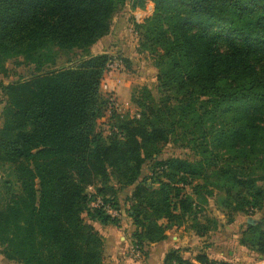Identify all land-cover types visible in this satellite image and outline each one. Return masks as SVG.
Returning <instances> with one entry per match:
<instances>
[{
  "label": "trees",
  "instance_id": "16d2710c",
  "mask_svg": "<svg viewBox=\"0 0 264 264\" xmlns=\"http://www.w3.org/2000/svg\"><path fill=\"white\" fill-rule=\"evenodd\" d=\"M126 1L0 0V74L14 59L31 67L22 81L0 82V164L10 166L17 185L15 192L4 180L0 189V247L8 260L105 264L103 237L83 216L118 225L90 206L101 198L117 208L111 179L132 189L125 203L132 247L142 255L188 220L204 237L209 228L197 209L206 196L229 216L264 202V0H149L152 14L135 27L155 58L161 97L155 102L143 89L139 117H116L103 138L97 120L103 103L108 108L100 84L109 58L87 51ZM73 50L80 59L56 68L59 52ZM191 121L200 159L156 162L140 180L144 164ZM240 244L264 257V222L247 224ZM194 260L228 264L204 253ZM163 264L193 263L172 249Z\"/></svg>",
  "mask_w": 264,
  "mask_h": 264
},
{
  "label": "rangeland",
  "instance_id": "374dc122",
  "mask_svg": "<svg viewBox=\"0 0 264 264\" xmlns=\"http://www.w3.org/2000/svg\"><path fill=\"white\" fill-rule=\"evenodd\" d=\"M148 1L145 2L142 9L139 7L131 9L135 0H127L123 7L114 14L108 33L87 51V54L90 55H106L109 58L103 77L114 87L116 100L124 106L119 115L110 111L107 105L103 103V111L97 120V132L103 138L110 136V132L114 130L117 122L116 117H139L140 109L138 104L143 100V89L148 90L155 102H158L161 97L157 88L158 68L156 67L155 58L147 49L142 47V38L135 27L137 24H142L152 14L147 11ZM81 56L82 53L78 50H73L69 53L59 52L56 68L68 65L67 61H72L71 63L73 64ZM21 62L22 59L10 60L6 64L7 75L3 76L0 74V82L7 84L28 78L31 67H26ZM108 95L105 90H101L102 101H105ZM2 107L3 105L0 104V127L2 125ZM192 129H194L193 121L189 122L185 128H178L171 133L168 143L162 148L158 156L154 158L155 160L144 164L139 179H149L153 173L152 167L156 162L171 158H179L191 162L200 159V156L197 155V148L194 142L191 141L192 137L189 134ZM4 180L10 181L12 190L17 191V185L10 166L0 164V189ZM111 185L116 189L115 202L118 203L116 205L117 208H114L117 214L110 216L115 219L118 218L120 221L123 220L124 224L129 225L132 221L128 216L129 206L125 202L130 196L132 189L130 187H119L114 179H111ZM152 186L157 188L159 185L154 183ZM5 190V188L1 190L3 196H6ZM92 190L90 189L89 191L92 192ZM187 191L190 192L189 189ZM220 203L219 199L216 200L214 196H206L204 202L198 201L197 211L200 212L198 221L205 222L209 231L204 237H199L203 239L194 245L193 251H196V255L204 253L212 260L223 261L228 264H264V257L240 244L242 233L248 224V218L255 220L256 224L261 221L264 222V202L254 211L238 213L232 216L228 215L229 211L227 210L226 212ZM83 217L88 224L93 223L86 215ZM205 219H208V221H205ZM191 224L192 221L188 220L182 226V230L190 238H193V236L198 238L190 228ZM96 227L99 228L97 225ZM184 249L185 251H190L192 249L190 243ZM136 253L139 254L140 259L145 256L140 254L139 251H136ZM0 264L20 263L6 259L0 247Z\"/></svg>",
  "mask_w": 264,
  "mask_h": 264
},
{
  "label": "crops",
  "instance_id": "0c3cea01",
  "mask_svg": "<svg viewBox=\"0 0 264 264\" xmlns=\"http://www.w3.org/2000/svg\"><path fill=\"white\" fill-rule=\"evenodd\" d=\"M149 3V5H148ZM147 11L152 13L153 4L148 1ZM118 219V218H117ZM119 220V219H118ZM95 223V224H93ZM90 225L103 237L105 246V264H163L166 253L172 249H179L183 259L196 263L193 251L194 245L198 244L203 238H190L181 228H172L166 231V238L158 243H151L144 247L146 255L140 259L138 253H132L131 235L135 231V227L130 223L124 224L123 220H119L118 225H101L97 221H93ZM96 225L99 227L97 228ZM190 243L192 249L185 251L184 248Z\"/></svg>",
  "mask_w": 264,
  "mask_h": 264
},
{
  "label": "built area",
  "instance_id": "2783aa9c",
  "mask_svg": "<svg viewBox=\"0 0 264 264\" xmlns=\"http://www.w3.org/2000/svg\"><path fill=\"white\" fill-rule=\"evenodd\" d=\"M100 88H101V90H105L109 94L106 97V99L108 100L109 110L113 111L117 114H120L124 106L116 100L115 95H114V93H115L114 87L111 86L107 82V80L104 79V77H103V79L101 80ZM90 206L93 208H100L105 213L112 215V216H115L117 214L116 210L114 208H112L110 205L105 204L101 198H97L94 202L91 203ZM131 252L135 253L136 250L132 247Z\"/></svg>",
  "mask_w": 264,
  "mask_h": 264
},
{
  "label": "water",
  "instance_id": "95a60500",
  "mask_svg": "<svg viewBox=\"0 0 264 264\" xmlns=\"http://www.w3.org/2000/svg\"><path fill=\"white\" fill-rule=\"evenodd\" d=\"M247 223H248L249 225H255V224H256V221L253 220V219H251V218H248Z\"/></svg>",
  "mask_w": 264,
  "mask_h": 264
}]
</instances>
